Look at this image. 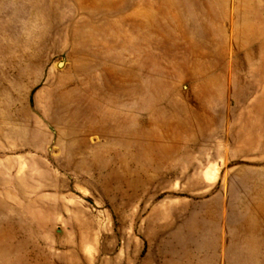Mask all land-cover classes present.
Masks as SVG:
<instances>
[{
	"label": "rangeland",
	"instance_id": "374dc122",
	"mask_svg": "<svg viewBox=\"0 0 264 264\" xmlns=\"http://www.w3.org/2000/svg\"><path fill=\"white\" fill-rule=\"evenodd\" d=\"M0 264H264V0H0Z\"/></svg>",
	"mask_w": 264,
	"mask_h": 264
}]
</instances>
